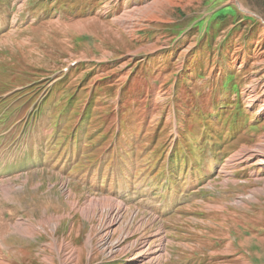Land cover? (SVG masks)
Returning <instances> with one entry per match:
<instances>
[{
    "label": "rangeland",
    "instance_id": "obj_1",
    "mask_svg": "<svg viewBox=\"0 0 264 264\" xmlns=\"http://www.w3.org/2000/svg\"><path fill=\"white\" fill-rule=\"evenodd\" d=\"M0 68V264H264V0H8Z\"/></svg>",
    "mask_w": 264,
    "mask_h": 264
},
{
    "label": "trees",
    "instance_id": "obj_2",
    "mask_svg": "<svg viewBox=\"0 0 264 264\" xmlns=\"http://www.w3.org/2000/svg\"><path fill=\"white\" fill-rule=\"evenodd\" d=\"M4 1H5V0H0V3H3ZM42 1H43V0H42ZM49 1H53V0H49ZM34 10L38 12V15H39V16H44V15H47V14L53 12L52 10L48 9L47 6L39 7V6H35V5H34ZM39 13H40V14H39ZM1 70H3V69L1 68ZM232 82H233V78H232V77H229V78H228V84H230V83H232ZM2 86H3V85L0 84V88H1ZM226 88H230V85H227ZM64 102H67V105H68L69 107H71V106L74 104L75 101H74V99H73L72 97H65ZM76 114H77V113H73V115H72V117H73L74 119L76 118ZM83 120H86V119L83 118L82 121H81V123H83ZM81 123L79 124V127H80V128L82 127ZM71 131H72V129H70V130L68 131V135L70 134ZM200 153H201V158H199V159L197 160V165H193L194 171H196V172H198V171L202 172V165H203L204 163H206V162L211 161V158H209L208 155H207V153H206V148H205V147L201 148ZM183 161H184V163H185L186 165H190V160H188L187 158H184ZM191 165H192V164H191ZM162 188H163V186H162ZM192 258H193V262H195V261L197 260V258L194 257V256H193Z\"/></svg>",
    "mask_w": 264,
    "mask_h": 264
},
{
    "label": "bare ground",
    "instance_id": "obj_3",
    "mask_svg": "<svg viewBox=\"0 0 264 264\" xmlns=\"http://www.w3.org/2000/svg\"><path fill=\"white\" fill-rule=\"evenodd\" d=\"M264 161V160H263ZM97 205V204H96ZM119 206V205H118ZM97 207V206H96ZM114 223V222H113Z\"/></svg>",
    "mask_w": 264,
    "mask_h": 264
}]
</instances>
